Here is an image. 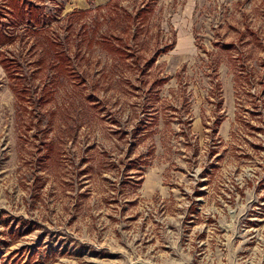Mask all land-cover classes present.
<instances>
[{
	"label": "rangeland",
	"instance_id": "374dc122",
	"mask_svg": "<svg viewBox=\"0 0 264 264\" xmlns=\"http://www.w3.org/2000/svg\"><path fill=\"white\" fill-rule=\"evenodd\" d=\"M3 1L0 264H264V0Z\"/></svg>",
	"mask_w": 264,
	"mask_h": 264
},
{
	"label": "trees",
	"instance_id": "16d2710c",
	"mask_svg": "<svg viewBox=\"0 0 264 264\" xmlns=\"http://www.w3.org/2000/svg\"><path fill=\"white\" fill-rule=\"evenodd\" d=\"M17 2H18V0H8V1L6 0V1L2 2V8L6 12V14H4V16H7V14H8V15H10V17L11 16L13 17L14 11H17L18 13L22 12L23 14H20L21 18H22V16H25V14H27V19H26L25 24L28 26L25 25L26 26L25 28L22 27L20 29H23V31H25V32L27 30L30 31V29L33 30L32 33L38 35V38L35 41L39 45H43L45 47H49V49L50 48L52 49L51 51H53L52 52L53 56H54L53 58L57 59L56 64H54L55 65L54 67H57V65H60L62 63L61 62L62 52H59L58 50L53 49V47L56 46L55 40H52V38H50V40H49L48 37L43 35V33H45L47 36H49V32L47 30H44L42 32L41 28H38V25L39 26H41V25H40L39 20L37 19L36 15H37L38 10H41V7L37 6V5H32L31 2L26 3L24 1H22L21 5H18ZM21 21H23V20L21 19ZM18 25H19V22L14 23V26H18ZM28 33H30V32H28ZM8 34L10 36H8ZM0 35H1L0 36V44H3L6 41H10L12 38H13V40H15L14 35L12 33L0 30ZM49 49H48V51H49ZM0 65L4 71H6L7 68H9V65L6 64V58H3L1 53H0Z\"/></svg>",
	"mask_w": 264,
	"mask_h": 264
},
{
	"label": "crops",
	"instance_id": "0c3cea01",
	"mask_svg": "<svg viewBox=\"0 0 264 264\" xmlns=\"http://www.w3.org/2000/svg\"><path fill=\"white\" fill-rule=\"evenodd\" d=\"M77 2L80 3L81 6V9H86V8H89L90 4L91 5H94V6H102V5H105L107 4L108 2H110L111 0H91V2L87 3L86 0H76ZM84 2V4H82ZM83 7V8H82ZM178 35L182 36V38H187L188 34L186 32H180L178 33ZM180 45H181V42H180ZM1 67V65H0ZM2 68V67H1ZM3 70V69H2Z\"/></svg>",
	"mask_w": 264,
	"mask_h": 264
}]
</instances>
